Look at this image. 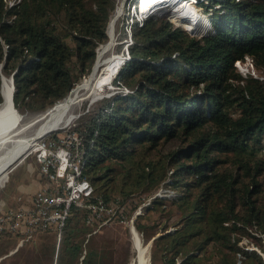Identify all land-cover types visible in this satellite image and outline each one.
<instances>
[{
	"label": "trees",
	"instance_id": "obj_1",
	"mask_svg": "<svg viewBox=\"0 0 264 264\" xmlns=\"http://www.w3.org/2000/svg\"><path fill=\"white\" fill-rule=\"evenodd\" d=\"M115 5L0 0V104L2 74L15 73L21 112L65 98L92 72ZM200 6L213 11L214 30L203 38L153 16L133 21L130 59L114 80L129 91L86 104L74 127L83 136V170L94 196L109 205L132 199L131 213L162 185L175 192L153 199L155 220H136L149 240L161 232L153 264H264V0ZM246 56L258 76L235 65ZM87 214L71 208L64 264H77ZM101 253L91 248L84 264H118L110 249Z\"/></svg>",
	"mask_w": 264,
	"mask_h": 264
},
{
	"label": "rangeland",
	"instance_id": "obj_2",
	"mask_svg": "<svg viewBox=\"0 0 264 264\" xmlns=\"http://www.w3.org/2000/svg\"><path fill=\"white\" fill-rule=\"evenodd\" d=\"M18 1L19 0H8V3L9 5H12ZM130 1L132 0H116V5L111 13L112 14L111 17L118 11H119V15L117 16L115 23H114V27H113V33L115 36V45L109 53V54L119 53V52H123V50L125 49L126 57L128 58L130 54L128 56L127 49H128L129 44L133 42V37L131 36L132 39L130 37L127 38V32L130 33L131 35V32H132L131 26H132L133 21H135L136 19H141V17L145 15L144 13H139L136 17H133L134 10H131L130 8H128ZM200 1L201 0H199V2ZM182 5L183 4H175V3L172 4V2L165 4V5H160L159 7L161 8L158 11H155V13L151 14L150 16H153L158 20L168 21L172 23L175 27L181 26L184 29L187 28L190 34L200 37V38H203L204 36L207 35V31L209 30L208 29L206 30V28H210V30L211 29L214 30V26L212 22L213 21V18H212L213 11L210 8L208 9V11H206V9L203 8L204 6L203 7L198 6L195 4V2L190 3V6L194 10L197 11L198 15L202 19L204 18L203 21L206 23L205 26H203L205 28L204 29L201 26L194 27L192 23L190 24L187 21H183L182 18H186V17L191 18L192 15L189 12L184 11V7ZM214 8H217L218 10H220L221 5L217 3L215 4ZM165 9L168 11L164 13ZM198 18L199 17L194 18V19L196 20ZM108 41L109 39L106 42ZM235 65L243 74L252 73L254 74V76L259 75L258 71L256 70L254 66L252 58L249 56H246L244 60H237ZM90 74L85 77H89ZM5 76L8 77L7 75ZM114 80H113V90L107 93L106 96L113 95L121 90L115 84ZM86 104L89 106L90 102L85 101L84 103L81 104V107L77 110L79 111L78 113L82 112V114L80 116L78 114L77 118H75L74 121H72L68 125H65L64 127L55 128V129L50 130L48 133L41 136L38 139V141L41 142V144L49 145L50 141L56 139L58 143L62 145L63 144L64 145H73V144L82 145L83 136L74 127L84 122L81 120V118L83 114L85 113L84 108ZM17 110L19 111L20 115L24 117L23 118L24 121L28 120L29 118L37 114L35 112H21L19 109ZM31 132H32L31 130L28 131L29 134ZM34 147H38V145L37 146L35 145ZM34 147L29 149L23 156L22 160L15 163L9 169V172L5 174L3 179L0 181V214L6 209H16L17 206H20L26 203V201H23L24 199H22L21 201H19V205H17L20 196L25 194L24 191L28 187H33L32 185H35L37 182H41L42 186L47 183V180H45V178L40 172L41 171L40 164L38 163V155L40 154V152L42 153V150L41 151L40 149L34 150ZM56 147H58V144L56 145ZM61 148L63 147H59L57 150ZM159 191L162 192V195H166L165 197H171L175 193L173 190H171V188L165 185H162ZM37 192L38 191H36L34 194H36ZM135 197L137 201H139L138 196H135ZM149 198L141 201L132 213L129 211L128 207L133 206V203L135 201H133L132 199L130 202L124 200L126 202H123V203H125L126 208H128L127 209L128 210L127 212L129 214L128 221H126L125 224H122V225L119 224L120 223L119 221H114L112 222L110 226H107V227L101 226L98 228V231H100V233L96 234V236L98 237L97 242H99V239L101 240V243H103V241H107L110 251H113L116 248L115 257H116L118 264H131L134 258L137 264L138 250L134 245V239H133L135 235L134 234L135 229L141 235L142 242L144 246L146 247V254L150 260V264H153L152 262V244L153 243L150 244L151 239L150 240L147 239L146 234L143 231L139 230L136 225V220L138 216L140 215L145 217L143 218V221L150 220V222L155 220L159 215L158 213H155L154 211L151 210V207L153 206V199H151L152 201H149ZM144 204L145 206L139 210L140 213L137 215L135 212L139 209L140 206H143ZM172 219L175 221L176 217H172ZM93 228L94 227H91L92 230ZM172 228H175V226L172 225L169 229H172ZM93 233L95 232H91V234ZM6 237H8V239L0 238V258H2V260H0L2 261L0 262V264H21L20 263L21 262L20 250L19 252L13 254V251H15L16 248L18 247L19 239L15 237L11 238V236H6ZM92 238L96 239V237H92ZM242 243H245L247 246H250L251 248H257V246H255L253 242H251L248 239H244ZM258 250L264 256V250H261L259 248ZM22 256L25 257L24 253L22 254ZM59 262L60 264L62 263L60 260Z\"/></svg>",
	"mask_w": 264,
	"mask_h": 264
},
{
	"label": "built area",
	"instance_id": "obj_3",
	"mask_svg": "<svg viewBox=\"0 0 264 264\" xmlns=\"http://www.w3.org/2000/svg\"><path fill=\"white\" fill-rule=\"evenodd\" d=\"M134 8L145 14L150 6L142 10L139 3ZM142 18L143 16L138 20H143ZM131 36L129 33L128 38L132 39ZM119 89L129 91L125 86ZM59 147L63 148L57 150ZM79 147L80 144L62 145L56 139L50 141L49 145L42 144L38 163L47 183L30 197L28 203L17 206L16 209H6L0 214V235L16 234L21 244L33 239L38 233L53 231L60 243L74 205L88 210L85 221L93 225V232L109 222L128 221L125 203L109 205L102 198L94 196L93 185L83 170L85 153ZM158 191L149 201L157 196H166ZM145 204L135 212L137 215ZM131 264H136L135 258Z\"/></svg>",
	"mask_w": 264,
	"mask_h": 264
},
{
	"label": "bare ground",
	"instance_id": "obj_4",
	"mask_svg": "<svg viewBox=\"0 0 264 264\" xmlns=\"http://www.w3.org/2000/svg\"><path fill=\"white\" fill-rule=\"evenodd\" d=\"M168 1L172 4H183L184 11L192 15L190 19L199 17L194 21L195 25L205 26L204 18L202 19L190 6L192 0H138L142 10L149 6L168 4ZM167 11L165 9L164 13ZM118 15L119 11L111 17L109 22L107 29L109 41L101 44L97 49V62L93 73L83 78L65 98L47 110L24 121V117L12 103L13 83L10 80L12 76L4 78V98L0 104V181L15 163L22 160L29 149L35 145L38 147H34V150L42 148L41 142L38 141L41 136L52 129L64 127L74 121L79 114L77 109L85 101L91 104L113 90V80L126 57L125 49L123 52L109 54L115 45L113 27ZM187 22L191 24L190 20ZM29 130L32 131L30 134ZM134 234V245L138 250L137 264H150L140 233L135 229Z\"/></svg>",
	"mask_w": 264,
	"mask_h": 264
},
{
	"label": "crops",
	"instance_id": "obj_5",
	"mask_svg": "<svg viewBox=\"0 0 264 264\" xmlns=\"http://www.w3.org/2000/svg\"><path fill=\"white\" fill-rule=\"evenodd\" d=\"M32 186L33 187H28L24 191L25 194L20 196L17 205H19V201H21L22 199H24L23 201H26V203H28L30 197L41 188L42 183L37 182L35 185ZM119 222H120L119 224L121 225L125 224V222L122 221ZM111 224L112 222H109L103 225V227L110 226ZM87 225H89L87 226L89 231L85 235L83 250L77 259V264H84V260L87 254L89 253V251H91V248L97 250L98 252L100 251V253L101 251L107 252V249H109L107 241H103V243H101V240L99 239V242H97L98 237L96 236V234L100 233V231L90 234L91 232H93L91 229L93 225L90 224ZM66 233L67 231L64 230L63 238L60 241V243L57 240L56 233H54L53 231L38 233L33 239L29 241H25L24 243L21 244H19L20 243L19 242L18 247L16 248L15 251H13V254L20 250L21 264H54L55 262H56L55 264H60L59 260L62 262L61 264H63L65 259L64 248L66 245L64 237L66 236ZM14 237L19 239V237L16 236ZM92 237H96V239H93ZM23 253L25 257L22 256ZM112 253H113V257H115L116 254L113 251ZM0 260H2V258H0ZM98 264H113V263L104 261L103 263L99 262Z\"/></svg>",
	"mask_w": 264,
	"mask_h": 264
},
{
	"label": "clouds",
	"instance_id": "obj_6",
	"mask_svg": "<svg viewBox=\"0 0 264 264\" xmlns=\"http://www.w3.org/2000/svg\"><path fill=\"white\" fill-rule=\"evenodd\" d=\"M195 2V4L196 5H198V6H200V2H199V0H195V1H193V3ZM138 4H139V2H137ZM136 3V0H132V1H130V3H129V5H128V8H130L131 10H134V12H135V5H138ZM161 7H159L158 9H156V10H154V11H152V12H149V11H146V13H145V15L143 16V18L142 19H144V18H146V17H148V16H150L151 14H153V13H155V11H158L159 9H160ZM139 11V10H138ZM133 17H136L134 14H133ZM188 20H190L191 21V23L194 25V24H196V23H194V21H195V19H190V18H188V17H186ZM138 20V19H137ZM195 26V25H194ZM195 27H197V26H195ZM187 29V28H186ZM210 30V28H206V30ZM127 53H128V49H127ZM128 56H129V53H128ZM129 58H130V56H129Z\"/></svg>",
	"mask_w": 264,
	"mask_h": 264
},
{
	"label": "water",
	"instance_id": "obj_7",
	"mask_svg": "<svg viewBox=\"0 0 264 264\" xmlns=\"http://www.w3.org/2000/svg\"><path fill=\"white\" fill-rule=\"evenodd\" d=\"M182 19H183V21H187V20H188L187 18H182ZM128 59H129L128 57H125L123 64H124ZM96 62H97V59H96ZM96 62H95V65H96ZM123 64H122V65H123ZM95 65H94L93 70H92L91 73H93V71L95 70ZM14 74H15V73H14ZM14 74L12 75V77H11L10 80H12V83H13L12 103H13V105L15 106V104H14V93H15L16 88H15V83H14V82H15ZM5 77H6L5 74H2V80H4ZM2 85H3V84H2ZM2 94H3V87H2ZM3 96H4V95H3ZM16 109H17V108H16ZM81 114H82V112L79 113V116H80ZM172 230H173V228L170 229L169 231H172ZM159 235H160V234L155 235V236L151 239L150 244H152L153 241H154V239H155L157 236H159Z\"/></svg>",
	"mask_w": 264,
	"mask_h": 264
}]
</instances>
